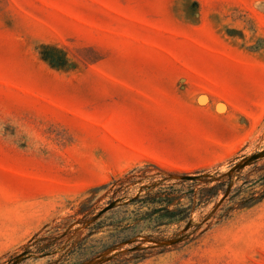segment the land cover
<instances>
[{
	"label": "rangeland",
	"instance_id": "374dc122",
	"mask_svg": "<svg viewBox=\"0 0 264 264\" xmlns=\"http://www.w3.org/2000/svg\"><path fill=\"white\" fill-rule=\"evenodd\" d=\"M0 264H264V0H0Z\"/></svg>",
	"mask_w": 264,
	"mask_h": 264
},
{
	"label": "trees",
	"instance_id": "16d2710c",
	"mask_svg": "<svg viewBox=\"0 0 264 264\" xmlns=\"http://www.w3.org/2000/svg\"><path fill=\"white\" fill-rule=\"evenodd\" d=\"M186 180H195V178H187ZM176 213V212H175ZM181 220V217L180 216H178V215H176L175 217H174V222H177V221H180Z\"/></svg>",
	"mask_w": 264,
	"mask_h": 264
}]
</instances>
